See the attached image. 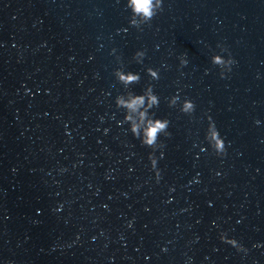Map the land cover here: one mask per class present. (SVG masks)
I'll list each match as a JSON object with an SVG mask.
<instances>
[{"label":"water","instance_id":"water-1","mask_svg":"<svg viewBox=\"0 0 264 264\" xmlns=\"http://www.w3.org/2000/svg\"><path fill=\"white\" fill-rule=\"evenodd\" d=\"M129 17L126 0H0V264H264V0H163L142 32ZM147 67L170 121L159 181L115 105Z\"/></svg>","mask_w":264,"mask_h":264},{"label":"clouds","instance_id":"clouds-1","mask_svg":"<svg viewBox=\"0 0 264 264\" xmlns=\"http://www.w3.org/2000/svg\"><path fill=\"white\" fill-rule=\"evenodd\" d=\"M126 8L130 10L129 25L143 31L144 26H150L153 18L163 11V0H126ZM226 49L223 51L225 52ZM116 49H112V53L115 54ZM222 52V53H223ZM218 57L213 58V63L220 69L221 65L226 68V71H220V77L226 78V74L232 70V65L236 61L229 56L221 61ZM146 56V52L138 50L133 55V60L136 63H143V59ZM119 57L117 60L119 61ZM188 63L184 57L180 58V66L184 67ZM146 74L150 78V82L145 86L142 94H136L132 91H126L124 94L118 95L115 98V105L118 109L124 110L123 123L129 125L128 131L132 135L139 139L141 144L151 149L148 153V160L150 162L151 169L155 172L156 179H160V170L158 169V157L156 155L157 150L162 149L164 144L160 142V137L163 135L169 137L171 133L168 131L170 121L166 118H157L155 113L151 111L154 108L159 107L160 99L159 96L154 92V85L151 81L158 80L159 70L152 67L146 68ZM113 75L116 81L121 84L124 89H129L133 84H137L141 80L139 73L132 71H125L123 67H118L114 70ZM169 107H175L180 103V111L191 117L195 112L196 105L190 98H185L183 101L180 100L178 95H173L169 101ZM208 128L205 133V139L208 142V146L212 151L220 157L227 154V146L225 140L221 137L219 130L217 129L212 117L209 115ZM163 157V152H160V158ZM221 242L226 243L237 251L246 252L247 249L243 247L235 238H230L226 232H221L219 235Z\"/></svg>","mask_w":264,"mask_h":264}]
</instances>
